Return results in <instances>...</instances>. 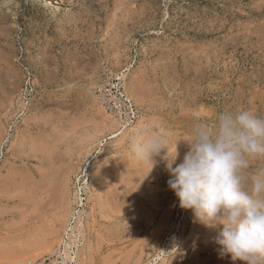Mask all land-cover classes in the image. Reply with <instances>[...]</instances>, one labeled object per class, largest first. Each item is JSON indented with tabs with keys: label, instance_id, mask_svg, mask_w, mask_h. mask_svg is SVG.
I'll return each instance as SVG.
<instances>
[{
	"label": "rangeland",
	"instance_id": "obj_1",
	"mask_svg": "<svg viewBox=\"0 0 264 264\" xmlns=\"http://www.w3.org/2000/svg\"><path fill=\"white\" fill-rule=\"evenodd\" d=\"M122 71L134 126L167 134L179 163L196 122L264 116V0H0V264L49 254L76 208L77 264H233L179 208L166 162L150 173L97 103Z\"/></svg>",
	"mask_w": 264,
	"mask_h": 264
},
{
	"label": "clouds",
	"instance_id": "obj_2",
	"mask_svg": "<svg viewBox=\"0 0 264 264\" xmlns=\"http://www.w3.org/2000/svg\"><path fill=\"white\" fill-rule=\"evenodd\" d=\"M186 143L189 150L177 163L178 144L169 156L168 135L148 123L130 134L127 147L150 173L156 157L166 162L167 187L179 208L194 222L219 229L214 242L222 257L264 264V166L251 167L264 160V116L244 108L219 112L213 125L196 122Z\"/></svg>",
	"mask_w": 264,
	"mask_h": 264
},
{
	"label": "built area",
	"instance_id": "obj_3",
	"mask_svg": "<svg viewBox=\"0 0 264 264\" xmlns=\"http://www.w3.org/2000/svg\"><path fill=\"white\" fill-rule=\"evenodd\" d=\"M96 92L106 111L120 123L121 128H130L137 122L139 110L126 92L124 71L106 77ZM83 237L82 212L76 208L59 243L50 253L25 264H77Z\"/></svg>",
	"mask_w": 264,
	"mask_h": 264
},
{
	"label": "bare ground",
	"instance_id": "obj_4",
	"mask_svg": "<svg viewBox=\"0 0 264 264\" xmlns=\"http://www.w3.org/2000/svg\"><path fill=\"white\" fill-rule=\"evenodd\" d=\"M100 86H101V85H100ZM100 86H99V87H100ZM129 86H130V85H129ZM99 87H98V88H99ZM129 90L132 91L131 87H129ZM133 90H134V89H133ZM134 91H135V90H134ZM133 93H134V92H133ZM95 97H96V96H95ZM130 97H131V96H130ZM135 97H136V96H135ZM96 100H97V103L99 104V101H100V100H99L98 98H96ZM100 102H101V101H100ZM102 105H103V104H102ZM103 107H104V106H103ZM104 109H106V108L104 107ZM141 122H142V121L140 120V122L137 124V126H134V125L136 124V123H135V124H134L132 127H130V128L122 127L121 129H122V130H127V129H129V130H128L129 132H132V131L134 132V131H136V129L140 128ZM111 123L114 125L113 122H111ZM116 124H117V123H116ZM118 124H119V123H118ZM118 124H117V125H118ZM118 127H119V125H118ZM120 127H121V125H120ZM113 130H114V129H113ZM120 131H121V130H120ZM120 131H119L118 133H115V134L113 133L112 136H111L109 139H110V140H115V141H117L116 139H118L119 135L121 134ZM114 132H115V131H114ZM129 132H127V133L129 134ZM47 184H49V183H47ZM66 187H67V186H66ZM65 192L67 193V195L64 196V197L62 198V200L65 202V201H66V198L68 197L69 200L67 199V200H68V201H67V206H69V204H70V203L72 204V202H73V200H72V202H71V198H70L72 195L70 196V193H68L69 191L67 192V190H66ZM64 194H65V193H64ZM76 195H77L76 193L73 194V196H72L73 199H76ZM74 201H75V200H74ZM68 212H69V213H66V219H68V220L64 221V223L66 222V224H64V229H63V231H65V229H66V227H67V225H68V223H69V220L73 217L74 210H73V213H72V214H71L70 211H68ZM60 232H61V231H59V233H60ZM53 234H54V233H53ZM60 235H61V234H60ZM58 236H59V235H58ZM48 237H49V236H48ZM50 237H51V236H50ZM53 237L55 238L54 240H56L55 235H54ZM50 240H51V239H50ZM59 241H60V239H59ZM45 244H46V247L49 248V250H52V249H53V245L55 244V242H54V243H53V242H52V243H48V242H46ZM16 264H21V259H18V261H16Z\"/></svg>",
	"mask_w": 264,
	"mask_h": 264
}]
</instances>
